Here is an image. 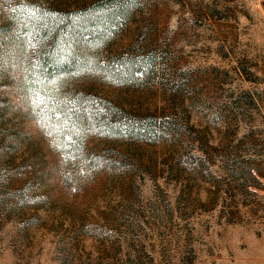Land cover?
<instances>
[{
    "label": "rangeland",
    "instance_id": "1",
    "mask_svg": "<svg viewBox=\"0 0 264 264\" xmlns=\"http://www.w3.org/2000/svg\"><path fill=\"white\" fill-rule=\"evenodd\" d=\"M95 1L0 0V264H264V0H144L27 101L19 20Z\"/></svg>",
    "mask_w": 264,
    "mask_h": 264
},
{
    "label": "trees",
    "instance_id": "2",
    "mask_svg": "<svg viewBox=\"0 0 264 264\" xmlns=\"http://www.w3.org/2000/svg\"><path fill=\"white\" fill-rule=\"evenodd\" d=\"M143 1L96 0L90 7L63 16H55L44 8L26 12L19 20L15 48H7L2 54L4 61L21 74L16 86L23 98L29 101L38 94L49 96L50 89L91 75L98 65L97 57H91V47L104 43L113 26L141 13ZM139 63H130L126 72L132 74L134 68L142 70L144 67ZM45 86L49 89L44 92ZM119 128L110 130L113 137H117ZM146 132L135 130L139 140L145 139Z\"/></svg>",
    "mask_w": 264,
    "mask_h": 264
}]
</instances>
